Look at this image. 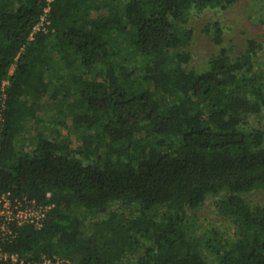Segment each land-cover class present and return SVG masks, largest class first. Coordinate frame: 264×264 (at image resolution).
<instances>
[{"label":"trees","instance_id":"trees-1","mask_svg":"<svg viewBox=\"0 0 264 264\" xmlns=\"http://www.w3.org/2000/svg\"><path fill=\"white\" fill-rule=\"evenodd\" d=\"M234 1L53 0L29 39L45 0H0V193L52 204L10 225L0 245L23 262L0 264H264V207L241 196L264 189V127L248 125L264 41L220 46L202 70L188 50L190 14ZM206 30L221 44L217 22ZM208 196L232 240L195 233L187 213Z\"/></svg>","mask_w":264,"mask_h":264},{"label":"rangeland","instance_id":"rangeland-1","mask_svg":"<svg viewBox=\"0 0 264 264\" xmlns=\"http://www.w3.org/2000/svg\"><path fill=\"white\" fill-rule=\"evenodd\" d=\"M214 22H217L222 29L221 44H216L211 38L210 31L206 30V25H211ZM187 27L193 29V35L188 46L191 53V65L197 70H202L207 66L209 59L218 53L220 46L227 48L231 56H236L246 48L248 39H254L257 42L264 41V0H235L226 7L192 13L189 16ZM55 114V109L49 110L47 108L43 115V122L47 121L48 116ZM248 125L264 127V108L259 114L248 118ZM34 126L35 123L27 122L22 135L17 140L18 145L22 141L25 143L30 141L34 134ZM62 132L65 133L66 129H63ZM75 138L74 135H71L74 144H76ZM241 196L249 205L264 207L263 188L244 193ZM217 199V196H208L204 204L198 209L188 211L187 217L193 224L195 233L203 240L212 236L232 240L236 230L231 221L218 211ZM97 218V216H86L85 230L87 233L93 230L91 221H95ZM204 251L208 257H214L211 252Z\"/></svg>","mask_w":264,"mask_h":264},{"label":"built area","instance_id":"built-area-1","mask_svg":"<svg viewBox=\"0 0 264 264\" xmlns=\"http://www.w3.org/2000/svg\"><path fill=\"white\" fill-rule=\"evenodd\" d=\"M53 0H45L42 12L40 14L39 22L33 27L29 34V39L34 37L37 31H46V25L49 23V13L51 10V2ZM7 81H4L3 85ZM49 195V193H47ZM52 207V204L37 203L34 199L25 200L12 197L9 193H0V239L11 235L10 225H21L26 222L36 223L42 219L46 211ZM0 259L11 260L13 262H23V259L15 253H7L2 250L0 245ZM35 264H79L68 258L61 256H51L41 259Z\"/></svg>","mask_w":264,"mask_h":264}]
</instances>
